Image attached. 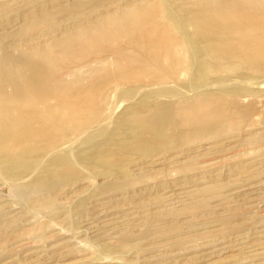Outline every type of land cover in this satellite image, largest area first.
<instances>
[{
  "label": "rangeland",
  "instance_id": "1",
  "mask_svg": "<svg viewBox=\"0 0 264 264\" xmlns=\"http://www.w3.org/2000/svg\"><path fill=\"white\" fill-rule=\"evenodd\" d=\"M201 1L0 0L11 50L27 43L18 32L31 13L48 22L44 43L87 14L139 4L163 6L181 41L164 66L142 63L153 80L129 86L114 73L132 68L107 57L109 80L87 93L98 102L63 114L45 143L0 149L13 156L0 166V264H264V38L200 46L190 18ZM216 102L229 116L195 133L197 111L213 115ZM159 105L171 121L153 135ZM39 150L55 154L27 156Z\"/></svg>",
  "mask_w": 264,
  "mask_h": 264
},
{
  "label": "bare ground",
  "instance_id": "2",
  "mask_svg": "<svg viewBox=\"0 0 264 264\" xmlns=\"http://www.w3.org/2000/svg\"><path fill=\"white\" fill-rule=\"evenodd\" d=\"M25 21L18 35L27 36L26 44L20 43L11 50L0 43V149L9 147L14 154L22 153L24 147L33 142L45 143L42 138L57 131L61 119L65 121L63 114L71 118L91 102L99 101L88 97L87 93L89 89H102L109 80V76L100 75L106 70L107 57L123 61L132 68L127 71L129 74L122 69L114 73V79L129 86L137 80L152 79L142 63L164 66L160 63L162 56L172 54L167 44L181 42L172 31L173 23L166 9L159 5L117 6L93 12L80 23L61 25L60 36L53 34L50 41L47 39L44 43L40 40L41 29L48 26V22L36 12L27 15ZM190 22L195 27V34L190 38L200 46L204 44L210 49L228 42L243 43L246 49L256 47L264 38V1L202 0ZM49 25L56 32V27ZM209 49L199 51L203 55ZM86 77L94 83L81 88V81ZM213 104L210 103L209 108L218 109L213 115L205 118L203 111H197L195 133L210 129L219 119L229 116L221 102ZM167 109L166 105H159L149 110L157 123L153 135L167 133V122L171 121ZM151 118L148 117V122H152ZM53 143L49 140L46 147ZM40 150L27 156L40 160L55 154L54 151L43 154ZM17 157L24 159L20 154ZM12 160V155L0 154V166L8 168Z\"/></svg>",
  "mask_w": 264,
  "mask_h": 264
}]
</instances>
